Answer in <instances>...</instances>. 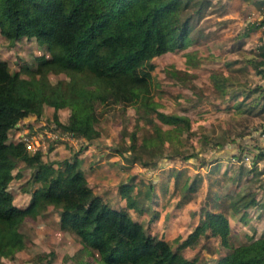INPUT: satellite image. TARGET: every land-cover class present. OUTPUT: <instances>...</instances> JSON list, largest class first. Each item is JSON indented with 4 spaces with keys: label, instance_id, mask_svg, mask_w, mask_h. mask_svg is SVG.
Listing matches in <instances>:
<instances>
[{
    "label": "rangeland",
    "instance_id": "374dc122",
    "mask_svg": "<svg viewBox=\"0 0 264 264\" xmlns=\"http://www.w3.org/2000/svg\"><path fill=\"white\" fill-rule=\"evenodd\" d=\"M256 1L207 0L199 12H192L196 3L187 6L184 12L192 14L189 45L152 57V98L160 110L186 116L184 125L163 124L153 112H137L129 104H97V134L86 139L57 124L54 109L44 104L39 115L19 118L8 129V139L26 136L29 149L39 148L41 158L53 166L76 157L93 193L109 206L125 209L172 248L203 210L227 213L229 247L206 229L180 249L194 264H206L238 242L263 234L264 156L253 158L264 144L255 142L250 129L264 122V98L254 87L263 85L254 61L264 41V23L245 30L261 18L264 0ZM41 55L49 53L34 37L9 40L0 33V58L21 76H28L24 68L33 69ZM47 76L55 81L63 73L48 71ZM54 112L65 122L69 107ZM33 168L19 160L12 168L7 188L18 206L28 202L36 186L30 178ZM121 182L131 184L132 205L118 192ZM189 183L195 188L185 191ZM237 196L247 204L230 215L229 197ZM57 213L55 205H47L25 216L24 244L11 256L0 254V264H44L48 258L51 264H96L95 252L83 249L74 232L59 227Z\"/></svg>",
    "mask_w": 264,
    "mask_h": 264
},
{
    "label": "trees",
    "instance_id": "16d2710c",
    "mask_svg": "<svg viewBox=\"0 0 264 264\" xmlns=\"http://www.w3.org/2000/svg\"><path fill=\"white\" fill-rule=\"evenodd\" d=\"M195 3L192 12H199L207 0H0V33L9 40L32 36L49 53L38 56L33 69L24 68L28 76L8 69L6 60L0 58V254L11 256L20 242L24 244L23 218L47 205L58 208L60 228L74 232L83 249L95 252L96 264H194L180 249L206 229L229 247V216L222 210H203L199 221L172 248L125 209L109 206L93 193L76 157L53 166L41 158L39 148L30 152L21 140L8 139V129L19 118L39 115L44 104L54 111L67 105L66 121L57 120L54 111L53 119L86 139L97 134L93 124L97 104H129L137 112H153L163 124L184 125L186 116L160 110L152 98L151 59L189 45L192 14L184 11ZM263 22V17L251 21L245 30ZM254 65L261 73L264 41ZM48 71L63 76L50 81ZM254 87L264 98V86L257 83ZM256 128L264 130V122L250 132ZM263 156L259 150L253 160ZM17 160L34 167L30 178L36 186L24 206L12 202L7 188ZM130 188L126 182L118 185L127 205L134 201ZM186 188L191 191L195 185L189 183ZM246 204L242 196L229 197L226 208L233 215ZM206 264H264V233L238 242Z\"/></svg>",
    "mask_w": 264,
    "mask_h": 264
},
{
    "label": "built area",
    "instance_id": "2783aa9c",
    "mask_svg": "<svg viewBox=\"0 0 264 264\" xmlns=\"http://www.w3.org/2000/svg\"><path fill=\"white\" fill-rule=\"evenodd\" d=\"M260 15H261V17L264 18V9H262V13H261ZM263 23H264V22H263ZM263 26H264V24H263ZM261 68H262V74H263V76H264V65H262ZM262 84H263V86H264V78H263V82H262ZM252 132H253V136H256V137H255V138H256L255 142H259V143H261V144H264V130H262V129H260V128H256V129H253ZM19 140L22 141L24 147H25L28 151L32 152V151H34V150L36 149V148H33L32 150L29 149V147H30V143L28 142V138H27L26 136H21V137L19 138ZM255 142H252V145H253V146H255ZM255 148H256V147H255Z\"/></svg>",
    "mask_w": 264,
    "mask_h": 264
}]
</instances>
